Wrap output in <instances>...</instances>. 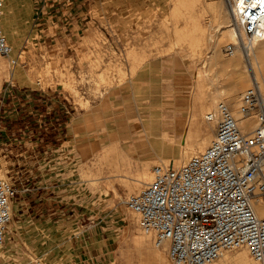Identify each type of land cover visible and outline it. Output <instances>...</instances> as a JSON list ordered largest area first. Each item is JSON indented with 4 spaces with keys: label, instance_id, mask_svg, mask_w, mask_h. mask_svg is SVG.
Listing matches in <instances>:
<instances>
[{
    "label": "rangeland",
    "instance_id": "1",
    "mask_svg": "<svg viewBox=\"0 0 264 264\" xmlns=\"http://www.w3.org/2000/svg\"><path fill=\"white\" fill-rule=\"evenodd\" d=\"M59 1L47 0L55 23L43 26L35 25L34 0H14V23L5 5L18 58L13 65L0 54V176L18 187L8 264H88L85 240L101 241L99 264H174L167 248L164 262L154 260L153 235L126 200L151 180L138 181L147 166L173 157L180 166L216 134L208 135V94L238 75L204 61L218 23L207 6L225 1L68 0L63 38ZM207 66L221 70L215 82ZM155 110L162 123L146 128ZM200 139L204 148L176 161ZM243 250L250 255L243 246L226 256Z\"/></svg>",
    "mask_w": 264,
    "mask_h": 264
},
{
    "label": "built area",
    "instance_id": "2",
    "mask_svg": "<svg viewBox=\"0 0 264 264\" xmlns=\"http://www.w3.org/2000/svg\"><path fill=\"white\" fill-rule=\"evenodd\" d=\"M224 1L235 34L225 53L249 55L264 39V0ZM5 3L0 0V54L14 65L18 58L4 26ZM59 3L68 6V0ZM249 118L255 126L244 129ZM206 119L217 123L210 144L180 166L154 165L152 179L126 204L139 214L141 228L153 235L155 247L167 244L174 264H211L243 246L264 264L263 89L253 83L237 107L219 101ZM17 193L15 182L0 176V264H8L4 247Z\"/></svg>",
    "mask_w": 264,
    "mask_h": 264
},
{
    "label": "bare ground",
    "instance_id": "3",
    "mask_svg": "<svg viewBox=\"0 0 264 264\" xmlns=\"http://www.w3.org/2000/svg\"><path fill=\"white\" fill-rule=\"evenodd\" d=\"M6 3H7V0H6ZM192 3H193V0H192ZM222 3L223 2L219 4L215 2H210L207 6V11L212 13L213 15L212 17L215 20H218V23L216 25L217 31L215 33H211L212 32L211 31L210 32L211 34L209 33L208 35V39H209V49H208L209 51L208 52L210 55L208 56L209 58H207L204 61L205 63H207V61L212 63V66L219 65L221 66L222 69L232 68L233 70H237L238 75H237V80L236 82L233 83V85L229 87H225V88L215 85L216 87L213 88L210 94H208V100L213 104L214 108L216 107L217 103L222 100H227L234 107H237V104L240 99V96H239L240 92L245 88L248 89L255 82H258V84L264 91V62L262 63V60H264V39L256 42L255 47L251 50L249 55L242 54L241 52H239L237 55L231 58L226 53H225V57L222 56L223 54L222 49L225 47L226 43L228 41L233 40L235 36L234 30L232 28V19H231L230 9L226 5V3H223V4ZM197 5L198 4H196V6ZM7 12H8V17L10 21L14 23L16 20V9L14 5V0H8V7L6 8V13ZM4 18H5V6H4ZM194 19H195V16H194ZM4 24H5V21H4ZM204 32L205 31L204 29H202V27H197L195 31V36L200 39L202 38V36H204ZM6 34L7 36H9L7 28H6ZM226 55L229 58H226ZM215 68L211 67L210 69L209 68L207 69V71L211 70L209 72H212L210 76H211V80L213 81L211 82H215L218 79V76L220 75L221 70H215ZM159 113H160L159 111L155 110L153 116L149 115L148 116L149 118L146 117L147 119L143 122L144 126H146V128H150V127H156L159 125V123H162L161 120L159 119V116H160ZM244 123H245L243 126L244 129H250L255 126V121L254 119H251V118L247 119ZM216 124L217 123L215 121L207 120V129L209 130V133H208L209 136L213 135L214 132L216 131V128H217ZM119 125L121 124H118V126ZM206 141L207 139H200L196 141L195 143H192L188 146H184L182 150H179L177 152L176 161L180 163L184 161V159L188 155L194 154L198 150L204 148L206 146ZM174 149L175 148L173 147L172 149H167L166 147V151L171 152V151H174ZM173 158L164 159L163 163L167 165L173 164V163L175 164ZM150 169L151 168L149 166L145 168V170L141 174V177L138 179L139 182H145L149 178L152 179V170ZM261 208L264 212V206H262ZM128 213L132 216V213L130 211H128ZM261 214L264 215V213H261ZM166 247H167V244L164 245V248L159 247L156 249L155 251L156 256L154 257V260L156 262L161 263L165 261L166 256L164 255V253L160 251H162V249H166ZM218 261H220V263L218 264H260L258 261L253 260L246 250L238 251V253H236L232 257H227L226 255H224L223 257L215 260L211 264H216Z\"/></svg>",
    "mask_w": 264,
    "mask_h": 264
},
{
    "label": "crops",
    "instance_id": "4",
    "mask_svg": "<svg viewBox=\"0 0 264 264\" xmlns=\"http://www.w3.org/2000/svg\"><path fill=\"white\" fill-rule=\"evenodd\" d=\"M51 6H53V3ZM51 6H48L47 0L46 1L45 0H34V6H33L34 10L32 12L35 15V25L36 26H41V25L43 26L46 23H48L50 21V19H52V23H55V21L53 20L52 12H51L52 10L50 11L51 13L48 12V8ZM55 11H56L55 15L60 14L59 15L60 23H61L60 34H61V38H63L65 35L64 31H66V32L68 31L69 7L68 6L65 7L62 4H60V6H59L57 4V6L55 7ZM47 12H48V14H46ZM44 20H46V21H44ZM49 26L51 27L52 25H49ZM63 29H64V31H63ZM157 111L160 112V110H157ZM119 114H120V118H121L122 115H121V113H119ZM116 116H117V114H116ZM120 121H123V120H119L117 124H121L122 122H120ZM140 177H141V175H140ZM96 242H97L96 245H94L92 240L83 241V244H82L83 253H81L82 262H89L88 264H99L100 256H102V252H103L102 251L103 246H100L101 241H96ZM94 249H96L98 251L96 252V254L94 256H90V255H93L92 252L94 251Z\"/></svg>",
    "mask_w": 264,
    "mask_h": 264
}]
</instances>
